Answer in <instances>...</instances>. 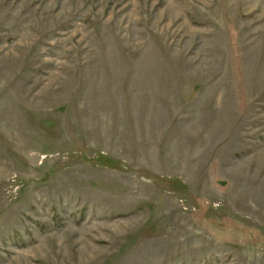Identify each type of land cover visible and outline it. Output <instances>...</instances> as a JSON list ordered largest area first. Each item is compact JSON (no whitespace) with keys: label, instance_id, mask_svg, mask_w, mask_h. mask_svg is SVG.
<instances>
[{"label":"rangeland","instance_id":"374dc122","mask_svg":"<svg viewBox=\"0 0 264 264\" xmlns=\"http://www.w3.org/2000/svg\"><path fill=\"white\" fill-rule=\"evenodd\" d=\"M0 264H264V0H0Z\"/></svg>","mask_w":264,"mask_h":264}]
</instances>
